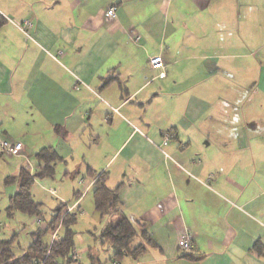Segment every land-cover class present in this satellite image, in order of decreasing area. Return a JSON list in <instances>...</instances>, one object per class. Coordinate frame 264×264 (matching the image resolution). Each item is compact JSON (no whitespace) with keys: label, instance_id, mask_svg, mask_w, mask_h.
Segmentation results:
<instances>
[{"label":"crops","instance_id":"0c3cea01","mask_svg":"<svg viewBox=\"0 0 264 264\" xmlns=\"http://www.w3.org/2000/svg\"><path fill=\"white\" fill-rule=\"evenodd\" d=\"M0 17V133L22 158L78 147L154 241L111 264H264V0H0Z\"/></svg>","mask_w":264,"mask_h":264},{"label":"trees","instance_id":"16d2710c","mask_svg":"<svg viewBox=\"0 0 264 264\" xmlns=\"http://www.w3.org/2000/svg\"><path fill=\"white\" fill-rule=\"evenodd\" d=\"M4 24L5 20L0 17V29ZM35 157L39 170L31 174L27 169L21 168L17 176L8 178L9 181L7 182H17L18 191L9 198L6 213L8 217H12L15 213L25 214L35 217L43 224L42 205L33 200L31 187L35 177L40 178L51 175L53 164L61 158L50 147L41 149ZM86 177L91 180L95 179L92 185L94 211L101 219L108 220L98 236L94 235L95 240L106 243L110 247L113 252L110 258L111 262L117 263L127 257L138 260L146 253L148 246L154 245L153 239L147 233L143 224H140L137 229L120 210L119 188L114 190L107 188L106 173L96 175L92 170L87 169ZM66 208L65 204L59 203L54 209L51 220L45 227L37 224L39 227L32 234L31 244L22 256L16 257L14 255L15 237L0 239V264H72V255L75 253V233L71 228L75 223L77 210L61 215ZM59 223L63 234L58 235L59 239L49 246L42 239L55 229ZM137 237L140 238L141 243L135 245L134 240ZM183 254L186 257L190 256L189 253Z\"/></svg>","mask_w":264,"mask_h":264},{"label":"rangeland","instance_id":"374dc122","mask_svg":"<svg viewBox=\"0 0 264 264\" xmlns=\"http://www.w3.org/2000/svg\"><path fill=\"white\" fill-rule=\"evenodd\" d=\"M1 134V133H0ZM24 147L25 142L17 141ZM41 150L36 149L34 153L27 152L22 158L19 155L11 156L0 154V239H10L15 237L13 244V252L16 257L22 256L32 241V234L39 227L37 219L21 213H15L12 217H8L6 209L8 207L9 198L18 191V184L9 181V177H15L19 173L20 167L32 169V174L38 169V162L35 155ZM100 150H95L92 153L98 154ZM74 162L69 157L63 161H56L53 164V173L46 177H35L31 187L33 200L42 205V226L45 227L53 216L55 207L59 204L67 206L61 213L66 215L67 209L72 212L71 207L77 199L76 194H86L84 192V181H88L86 177V167H79V158L81 150L75 147ZM76 152V153H75ZM90 156V155H89ZM87 154V157H89ZM34 171V172H33ZM83 183V184H82ZM54 191L55 194H51ZM81 213H77L75 223L72 225V230L75 233L74 244L75 251L79 257L80 264H91V255L96 254V259H99L100 264H111L109 258L112 255L110 247L106 243H101L95 240L101 229L104 227L106 220L99 219V215L94 212L92 191L83 197L80 204ZM77 210V209H76ZM76 212V211H75ZM50 231L43 241L49 245L51 242ZM63 231L61 226L58 230V235L61 236ZM58 236V237H59ZM93 256V255H92ZM95 259V260H96Z\"/></svg>","mask_w":264,"mask_h":264},{"label":"built area","instance_id":"2783aa9c","mask_svg":"<svg viewBox=\"0 0 264 264\" xmlns=\"http://www.w3.org/2000/svg\"><path fill=\"white\" fill-rule=\"evenodd\" d=\"M105 16L108 19H114L115 18V8L114 6L109 7L106 12ZM29 24L27 22L24 23V26H28ZM24 26L20 27L22 31H24ZM149 65L152 70H158L159 71V77H164L165 73L163 72L164 68V63L162 61V57L160 55L153 57L149 60ZM171 136L168 133L163 134V145H166L167 142L170 140ZM22 150V145L19 142H14V141H8L4 138L2 134H0V153L3 155H8V156H15L19 154ZM69 209V208H68ZM67 209L68 212H70ZM38 225H42V222L40 220H37L36 222ZM60 228V223L56 226L55 230L53 233H51V238H50V244L52 242L57 241L59 239L58 237V230ZM178 250L181 253H191L193 251V245H192V239L188 233L182 234L180 238L178 239ZM72 264H78V256L77 253L75 252L72 255Z\"/></svg>","mask_w":264,"mask_h":264}]
</instances>
